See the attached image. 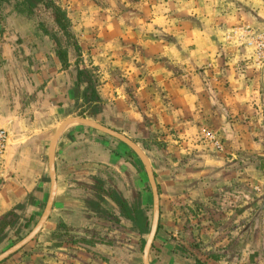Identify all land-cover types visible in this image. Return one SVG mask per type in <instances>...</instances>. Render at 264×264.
<instances>
[{
	"label": "crops",
	"instance_id": "crops-1",
	"mask_svg": "<svg viewBox=\"0 0 264 264\" xmlns=\"http://www.w3.org/2000/svg\"><path fill=\"white\" fill-rule=\"evenodd\" d=\"M56 4L70 42L14 10L0 20V250L42 216L56 131L85 119L149 161V264H264V58L248 46L264 36V0ZM54 160L50 216L7 264H143L153 196L138 155L71 123Z\"/></svg>",
	"mask_w": 264,
	"mask_h": 264
},
{
	"label": "water",
	"instance_id": "water-1",
	"mask_svg": "<svg viewBox=\"0 0 264 264\" xmlns=\"http://www.w3.org/2000/svg\"><path fill=\"white\" fill-rule=\"evenodd\" d=\"M261 84L262 88L264 90V64L261 67ZM71 123H79L82 125H86L94 130H97L101 133H104L110 137H113L126 145H128L140 158L142 164L144 165L145 171L147 173V177L149 180L150 188L152 191V196H153V213H152V222H151V227H150V232L149 235L146 239L144 248H143V257L142 261L143 264H149L148 258L149 254L152 248L153 241L155 239L157 229H158V220H159V196H158V191L155 185L154 181V176L149 164L148 159L146 156L142 153V151L130 140L125 138L124 136L120 135L119 133H116L110 129H107L105 127H102L96 123H93L91 121L85 120V119H75V120H69L64 122L60 128L56 131L54 138L50 144L49 151H48V169H49V174H50V193L48 197V201L46 203V206L44 208V211L42 213V216L40 217L39 221L37 224L34 226V228L22 239L20 240L17 244L12 246L10 249L5 251L0 255V263L8 259L9 257L13 256L17 252H19L21 249L26 247L29 243H31L40 233L42 230L44 224L48 220L53 202H54V197L56 193V172H55V147L56 143L59 139V136L61 135L62 131Z\"/></svg>",
	"mask_w": 264,
	"mask_h": 264
},
{
	"label": "rangeland",
	"instance_id": "rangeland-1",
	"mask_svg": "<svg viewBox=\"0 0 264 264\" xmlns=\"http://www.w3.org/2000/svg\"><path fill=\"white\" fill-rule=\"evenodd\" d=\"M53 1V3L57 6V4H56V0H52ZM21 2H20V0H0V20H2L3 22L8 18V14L10 13V10H14L16 13H18V14H20L21 16H25V17H31L32 16V20L34 21L33 23L35 24V25H56L55 23H54V15L52 14V12L51 11H49V10H46V9H44V10H46L45 12H39V13H37V14H35L34 12L33 13H31V14H27L28 13V11H26V7L25 6H23V5H21L20 4ZM58 7V6H57ZM60 8V7H59ZM61 9V8H60ZM62 10V9H61ZM63 11V10H62ZM64 12V11H63ZM23 13V14H22ZM65 13V18L68 20V18H67V14H66V12H64ZM68 23H69V25H70V21L68 20ZM69 25H68V32H67V34H64L63 35V38H64V40H65V42H70V39H71V34L69 33ZM48 29V30H47ZM47 29H46V31H45V33L47 34V33H49L50 34V36H52L54 39H57V37H55V35L51 32V31H49V26H47ZM63 32V31H62ZM263 64H264V62H263ZM262 64V65H263ZM23 239V238H22ZM22 239H19V240H17V241H15L14 243H12L11 245H10V247H8V248H3V249H1L0 250V255L2 254V253H4L5 251H7L8 249H10L12 246H14L15 244H17L20 240H22ZM29 245V244H28ZM25 248V247H24ZM23 248V249H24ZM23 249H21L19 252H21ZM19 252H17L16 254H14L13 256H11V257H9L8 259H6L5 261H3L2 263H0V264H7L9 261H10V259H12L15 255H17Z\"/></svg>",
	"mask_w": 264,
	"mask_h": 264
},
{
	"label": "trees",
	"instance_id": "trees-1",
	"mask_svg": "<svg viewBox=\"0 0 264 264\" xmlns=\"http://www.w3.org/2000/svg\"><path fill=\"white\" fill-rule=\"evenodd\" d=\"M20 2L21 5L26 7L28 15L33 13L34 10L39 7L51 11L54 15V23L63 31L64 34H67L69 23L65 18V13L57 7L52 0H20Z\"/></svg>",
	"mask_w": 264,
	"mask_h": 264
},
{
	"label": "built area",
	"instance_id": "built-area-1",
	"mask_svg": "<svg viewBox=\"0 0 264 264\" xmlns=\"http://www.w3.org/2000/svg\"><path fill=\"white\" fill-rule=\"evenodd\" d=\"M254 45V46H253ZM248 46H253L256 50L257 56L261 59L264 58V36H258L252 42L248 43ZM212 140V138H210ZM214 144H216L214 142ZM8 147V133L3 129H0V171L3 163L4 156Z\"/></svg>",
	"mask_w": 264,
	"mask_h": 264
}]
</instances>
